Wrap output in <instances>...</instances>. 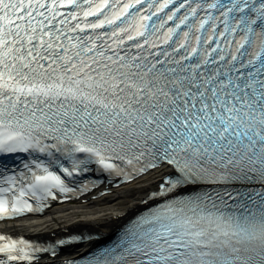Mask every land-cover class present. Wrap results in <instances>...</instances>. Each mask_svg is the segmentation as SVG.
Wrapping results in <instances>:
<instances>
[{
    "label": "snow or ice",
    "instance_id": "6c2138e0",
    "mask_svg": "<svg viewBox=\"0 0 264 264\" xmlns=\"http://www.w3.org/2000/svg\"><path fill=\"white\" fill-rule=\"evenodd\" d=\"M101 187L140 205L0 264H264V0H0V221Z\"/></svg>",
    "mask_w": 264,
    "mask_h": 264
},
{
    "label": "bare ground",
    "instance_id": "6f19581e",
    "mask_svg": "<svg viewBox=\"0 0 264 264\" xmlns=\"http://www.w3.org/2000/svg\"><path fill=\"white\" fill-rule=\"evenodd\" d=\"M137 186L143 185H129L128 187ZM123 191V189H115L113 193L90 199L82 204L58 205L38 217L0 223V229L34 236H49L53 232L58 233L64 229L101 228L103 231L110 232L113 222L118 223L121 216L138 208L142 198V193L139 192L135 195H116Z\"/></svg>",
    "mask_w": 264,
    "mask_h": 264
}]
</instances>
